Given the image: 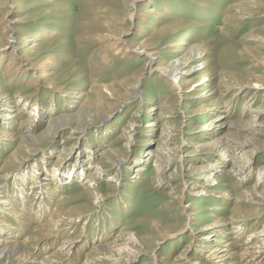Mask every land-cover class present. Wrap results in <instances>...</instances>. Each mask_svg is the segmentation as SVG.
I'll use <instances>...</instances> for the list:
<instances>
[{
    "label": "rangeland",
    "instance_id": "374dc122",
    "mask_svg": "<svg viewBox=\"0 0 264 264\" xmlns=\"http://www.w3.org/2000/svg\"><path fill=\"white\" fill-rule=\"evenodd\" d=\"M1 1L0 95L7 92L15 97L22 92L26 94V97H21L19 100L23 99V102L28 101L26 109H33L34 107L30 104L31 98H33L34 94L39 93L35 98L40 97L44 100V115L40 118V123L34 133H39L46 127V122L52 115H55V106L58 107L59 111L66 109L67 102L63 99L67 98L65 97L66 92L75 91V94L86 92L89 97L93 98L101 97V93H114L113 96H115L112 99L105 98V100H102V107L106 110L105 115H109L110 117L104 121L101 120V117L96 116L92 118L90 120L92 122L91 127L84 132L79 145H77L78 147H74L71 151L69 150L70 153L66 161L67 163L70 161V164L71 162L73 163L79 151L84 150L88 144L94 143L95 145L91 147L92 150L94 149L92 155L94 159H92V167L90 168H94L93 171H96L101 169L100 164L105 159V154H102L104 149L118 150L121 154L127 155V160L124 161L122 167L117 171L123 182L122 185L114 188L113 184L115 182L111 180L103 181V178L114 171L106 173L98 171L97 176L99 179L95 181V185L98 187L99 194L95 196L94 194H87L82 189L80 181L89 175V169H87L85 173L81 174L82 176L77 175L74 179L71 177L68 179L67 175L60 178V183L66 180L67 184L58 185L60 187H58L56 192L52 193V196H58L63 193V196L73 197L74 200L70 203H65L64 208H71L83 213L78 228L72 233L75 237L86 234V236L88 235L87 237H90V240H93L85 247L86 250H82L83 253L88 251L98 241L97 237L103 236L105 238L107 229L111 230L110 236H107V240L109 241L120 233L126 225L137 232L139 236L147 238L146 241L150 245L156 241V245L159 247L158 256L153 258V256L147 254L140 255L128 264H145L147 262H150L149 264H167L166 261H161L162 255L165 256L171 252L170 259L174 261L175 259L173 260V258H175L176 254H180L187 244L191 245L196 252H200L204 248V243L199 244L195 241V237L190 234L193 232V228L198 229L203 223L212 222L210 214L217 205L223 208L219 210L222 216H230L233 207L237 208L238 214L252 216L253 212H257L260 214L258 216L260 217L259 223L256 225L252 222L249 223L250 226L247 230L261 228L264 224V201L262 199L264 195H260L259 193L249 194L244 189L250 188V186L256 183L257 176L260 173L259 168L264 164V149L262 150L263 153L260 152L254 155V159L251 161L252 174L248 181L238 183L237 178L219 179V181L224 180L223 182L229 184L230 182L234 183L235 187L232 186L231 188L232 194L229 196V200L224 201V198L219 197L217 199L204 197L192 201L194 205L189 207L190 211L188 213H192V216L196 218L193 225L186 224L184 211L187 208H184L183 205H187L191 198L195 197L191 194L194 190L186 191L184 193L186 198L182 201L183 205L179 204L177 201L174 202V199H171L173 195L172 188L176 181H172L167 185H147V181L157 175L154 158H151L153 156L146 163L142 161L134 162L132 169H129V166L132 165L134 157L140 153H147L156 144L155 139L161 136L163 121L158 122L154 132L151 134V139L154 140V143L149 144L148 141L146 142L147 138L142 133L143 127L149 122L155 121V118L159 116V112L153 115L154 112L149 111L150 106L153 104L165 101L168 104L179 107L182 114L180 115L181 117L177 118V124L184 130L182 142H184V138L189 139L187 143L188 150L195 149L198 142L203 140V137L199 138L197 136L202 135V127L208 125L212 117L218 113V111H215L211 116L208 115L206 117H202L199 114L192 116V110L198 108L199 103L195 102V99H182L185 96L184 94L178 100L177 94L173 93V89L169 87L167 81L155 72H148L149 66L155 67L160 61L165 62L172 56L174 58L179 57L180 55L177 56L170 51L173 48L169 45L170 43H180L182 41L184 42L183 47H187L189 43H200L203 48L208 50L206 54L201 55L200 58L191 63L190 66H201V63H205V67L200 72L193 74L192 77L194 78L198 79L202 76L210 77L211 75L217 76L220 74H236L245 80L248 76L263 74L264 70L259 60L264 59V46L260 48V43L251 38L257 36L264 37V0H136L137 5L135 8L130 6L132 0H5V3ZM153 7L162 12L164 17L158 18L157 14L151 13ZM132 13L135 15L133 18H129V15L126 16V14ZM141 14L145 15L144 18ZM168 16L172 17L169 19ZM6 19L16 20V24L18 25L17 34L20 35L19 41L21 43L22 41H26V44H29L34 40L32 38L35 35H40L41 32L47 29V34L38 39V43L41 44L40 51L33 54V56L35 57V61L37 59L40 60L42 57H46L48 61H51V71L54 72V76L51 79H45V82L46 84H51L53 81L52 85L57 87V89L59 87L58 91L47 87L41 91H37L38 85L35 86L30 82V76L32 75L30 71L25 76L19 75L12 78L13 81L7 78V73L5 72L6 65L12 56L10 52L15 47H3L4 45L1 43V38L4 37L3 26ZM164 24L165 26L168 25L176 28L177 31L175 35L158 43V54L156 55V60L154 59L155 61L151 64H147L150 59L145 53H133L129 56H124L122 52L114 53V51L109 49L106 40H104V38H109L107 37L108 33L116 36L119 30H123L128 32L122 35L127 44L134 46L144 40L155 42V29L160 28L162 25L164 26ZM12 45L18 46L20 44L14 42ZM140 74L142 76L139 79V95L133 97L132 100L124 105L109 108V103L113 104V106L117 103V100H115L117 94L122 95L127 92V85L135 82ZM218 79V77H214V80L218 81ZM252 80L255 82V79L252 78ZM92 86L95 88L93 89ZM99 92L101 93L98 94ZM198 92L196 91L195 94ZM188 93V95L194 94L193 91ZM51 94L57 97V101L51 102ZM142 97L147 99L148 103L142 107L140 113L133 117L132 113H134L136 107H139ZM249 98L243 96L236 102L233 101L230 108L233 109L234 114L230 116H237L236 114L243 108L245 99ZM69 99L71 100V98ZM84 100L85 98L80 99L78 102L81 103L72 105L70 113H76ZM261 100L258 99L256 102ZM256 102H252L251 105H256ZM129 118L141 123V126L135 133L133 142L126 145L120 139L115 143L118 133L122 132L121 128L129 123ZM19 121L20 118L16 120L14 127L17 126ZM1 129L0 125V131ZM67 132L64 131L58 135L56 134L53 140L49 138L42 139V149L38 153L30 155L23 168L25 170L28 169L30 173L35 160L40 159L43 152L51 149L53 150L49 160L51 162L58 159L61 161L66 152L60 150L64 145L66 149H70L71 147L65 141ZM101 134L104 135L102 136V143H99V139L97 138ZM212 136L214 135H209L210 138ZM257 139L264 142L263 136H258ZM15 145L14 143L4 148L0 147V171L3 164L2 159L5 158L4 156L7 157L11 154ZM182 150V155H185V149ZM56 154H63V156L57 157ZM241 155L242 152L237 154L241 159H244ZM226 157H228L226 162L216 168V173H211L209 180L206 181L207 183H215L217 174L221 176L223 169H228L227 167L232 165L233 161L229 158L231 154H227ZM184 158L186 161L183 166H180V163H175L169 172H176V169L180 167L187 168L191 166L193 163L191 159H188L186 155ZM50 164L49 166H54L53 163ZM140 164L148 165L149 170L143 172L140 178H133L131 175L134 172V168ZM13 165L7 167L5 172L1 171L0 175H5L8 170H10L11 174ZM40 171L42 172V170ZM169 172L164 175L167 176ZM208 174L209 172L203 173L198 180L205 181L208 178ZM44 175L41 174L40 177L43 178ZM30 184L28 182L26 187L31 186ZM14 185L12 177H9V188ZM194 189L197 188L194 187ZM259 191L258 189L257 192ZM238 196L243 198H237ZM29 198L25 202L28 211L26 212L28 218L33 217L34 219L31 218V225L27 227L28 231L40 223L35 220V217L39 214L40 206L31 191ZM249 198L251 202L258 201L263 203L258 204V206L257 203H251ZM237 199L240 200L237 201ZM31 200L34 201L32 202ZM57 200L56 202L59 203ZM51 201L52 207L55 205V202ZM51 211L49 209V214ZM246 219L251 218L247 217ZM112 223L114 224L112 225ZM158 223L165 224L173 233L178 232V234L158 239V230L155 229ZM27 230L25 234L28 232ZM243 235L245 236L246 234L244 233ZM61 237H64L63 234ZM228 238H231V235ZM80 256V263H82L85 260V254ZM6 264L17 263L11 261L6 262ZM71 264H76V261L74 260V263L72 261Z\"/></svg>",
    "mask_w": 264,
    "mask_h": 264
},
{
    "label": "bare ground",
    "instance_id": "6f19581e",
    "mask_svg": "<svg viewBox=\"0 0 264 264\" xmlns=\"http://www.w3.org/2000/svg\"><path fill=\"white\" fill-rule=\"evenodd\" d=\"M1 2L5 3V0ZM136 5V0H132L130 6L135 8ZM151 13L157 14L158 18L164 17L162 12L158 11L156 7L152 8ZM127 15H129V18L135 16L133 13ZM141 16L144 18L145 15L141 14ZM168 17L170 19L172 16ZM16 23V20L6 19L3 26L4 37L1 38L3 47H15L10 52L12 56L6 65L7 78L12 80V78L19 75L25 76L30 71L32 72L30 82L35 86L38 85L37 91H41L46 87L58 91L59 87L57 89V87L53 86V81L51 84H46L45 82V79H51L54 76V72L51 71V61H48L46 57L35 61L33 56V54L40 51L41 44L38 43V39L47 34V29L41 32L40 35H35L32 38L34 40L26 44V41H22V43L19 41L20 35L17 34L18 25ZM155 30V42L144 40L134 46L127 44L122 35L128 32L123 30H119L116 36L108 33L107 37L109 38H104V40H106L109 49L114 51V53L122 52L124 56H129L133 53H145L150 59L147 64H151L156 60L158 43L175 35L177 31L176 28L165 26V24ZM251 39L260 43V48L264 46V37L257 36ZM14 42L20 45H12ZM183 44L184 42L182 41L180 43H170L169 46L173 48L170 51L180 56L177 58L172 56L165 62L160 61L155 67L151 65L148 72H155L167 81L169 87L173 89V93L177 94L178 100L183 97V94L185 96L182 99H195V102L199 103V107L192 110V116L199 114L202 117H206L208 115L211 116L215 111H218V113L212 117L208 125L202 127V135L197 137H203V140L198 142L195 149L188 150L187 143L189 139L184 138L185 140L182 142L184 130L177 124V118L181 117L180 115L182 114L179 107L168 104L165 101L153 104L150 106L149 111H153V115L159 112V116L155 118V121L146 124L142 133L147 138L146 142L148 141L149 144L154 143V140L151 139V134L154 132L158 122L163 121L161 136L155 139L156 144L147 153H140L134 157L129 169L133 168L134 162L142 161L146 163L153 156L151 158H154L157 175L147 181V185H167L172 181H176L172 188L174 196L172 195L171 199H174V202L177 201L179 204H182V201L186 198L184 194L186 191L194 190L191 194L195 197L191 198L187 205L182 204L184 208H187L184 211L186 224L193 225L196 218L192 216V213H188L190 211L189 207L194 205L193 200L204 197L215 199L219 197L224 198V201L229 200V196L232 194L231 188L232 186L235 187L234 183L230 182L229 184L223 182L224 180L219 181V179L237 178L238 183H244L250 179L252 174L251 161H253L254 155L264 149V142L257 139L258 136L264 137V73L248 76L245 78V80L247 79L246 81L236 74L194 78L192 77L193 74L200 72L205 67V63H201V66L190 65L193 61L200 58L201 55L206 54L208 50L203 48L200 43H189L187 47H183ZM259 61L264 70V59ZM141 76L142 74L136 78L135 82L130 81L131 83L127 85V92L122 95L117 94V98H115L117 103L114 104L115 106L109 103V108L124 105L132 100L133 97L139 95V79ZM214 77H218V81L214 80ZM252 78L255 79V82H253ZM92 87L93 89L95 88L94 86ZM202 87L204 88L201 89ZM190 91H193L194 94L188 95ZM196 91L199 92L195 94ZM6 93L0 95V125L2 128L0 131V147L4 148L14 143L16 145L13 147L11 154L7 157L4 156L5 158L2 159L1 171L5 172L7 167L14 164L11 174H15L11 175L10 170H8L5 175H0V264H6V262L11 261H15L17 264H71L72 261L74 263V260L76 264H128L140 255L147 254L153 256V258L158 256L159 247L156 245V241L150 245L146 241L147 238L139 236L137 232L126 225L120 233L109 241L107 236H110L111 230L107 229L105 238L102 235V237H95L98 241L88 251L83 253L82 250H86L85 247L93 240H90V237H87L88 235L86 236V234L76 237L72 234L78 228L83 213L71 208H64L65 203H70L74 200L73 197L63 196V193L58 196H52V193L56 192L58 187H60L58 185L67 184L66 180L60 183V178L67 175L68 179L69 177L74 179L75 176L85 173L87 169H89V175L80 180L82 183L81 187L87 194H94V196L99 194L98 187L95 185V181L99 179L97 176L98 171L104 173L114 171L103 178V181L111 180L115 182V184L109 183L113 184L114 188L122 185L123 182L117 171L122 167L124 161L127 160V155L121 154L118 150L104 149L102 152V154H105V159L102 162L104 164L101 163V169L96 171H93L94 168H90L92 167V159H94V156H92L94 149L92 150L91 148L95 145L94 143L88 144L84 150L80 149L81 151L78 152L73 163L71 162L70 164V161L68 163L66 161L70 151L74 147H78L77 145H79L84 132L91 127L92 122L90 120L96 116L101 117L103 121L110 117L105 115L106 110L102 107V100L114 98V93L105 94L99 92L98 94H102L101 97L93 98L89 97L86 92L79 94H75V91L66 92L65 97L67 98H63L67 102L66 109L59 111L58 107L55 106V110L53 109L55 115L50 117L46 122V127L39 133H34L40 123V118L44 115V100L40 97L35 98L39 93L34 94L33 98L29 97L32 100L30 104L34 107L33 109H26L28 101L19 100L21 97H26V94L21 92V94H17L14 97ZM53 94H51V102L57 101V97ZM243 96L250 98L245 99L243 108L236 114L237 116H230L234 114L230 105L233 101L236 102ZM83 98L85 100L81 104L80 109L76 113H70L71 106L75 103H81L78 101ZM258 99L262 100L256 102ZM252 102H256V105H251ZM147 103V99L142 97L139 107L135 108L132 116L134 117L140 113L142 107L146 106ZM18 118H20V121L14 127V123L16 124ZM140 126L141 123L129 118V123L121 128L122 132L118 133L115 143L122 139L126 145L131 144ZM64 131H68L65 141L71 147L66 149L64 145L60 150L66 152L61 161L59 159L52 162L49 160L53 150L51 149L43 152L40 159L35 160L30 173L28 169L25 170L23 168L29 156L38 153L42 149V139L49 138L53 140L56 134L58 135ZM212 134L214 136L210 138L209 135ZM103 135L98 136L99 143H102ZM182 149H185L186 157L191 159L193 163L187 168L180 167L176 169V172H169L175 163H180V166L184 165L186 159L184 158L185 155H182ZM241 152V156L244 159L237 156ZM227 154H231L229 158L233 161L232 165L227 167L228 169H223L221 176L217 174L215 183H207L206 181L209 180L211 173H216V168L226 162V159H228L226 157ZM56 155L57 157L63 156V154ZM50 163H53L54 166H49L51 165ZM259 169L260 173L257 176L256 183L250 188L244 189L249 194L259 193L264 195V164ZM148 170V165H137L131 176L140 178L141 174L143 175V172ZM168 172L167 176L164 175ZM207 172H209L208 178L205 181H199L198 179H200L201 175ZM9 174V177H12L15 183L11 188L8 186ZM41 174H45L43 178L40 177ZM212 179L214 178L212 177ZM28 182L31 183V186L26 187ZM194 187L197 189H194ZM258 189L260 190L259 192H257ZM30 191L40 206L38 216L34 215L36 216L35 220L40 223L36 226L34 224L32 230L29 229L30 231H28L27 227L31 225V218L33 217L28 218L25 202L30 199ZM241 196L237 198H243ZM262 199L264 201V198ZM51 200L55 202L52 207ZM251 203H257L258 205L263 202ZM49 209L52 210L50 214ZM222 209L220 205H217L210 214L212 222L203 223L200 228L192 229L193 232L190 235L195 237V241L199 244L204 243V248L200 252H196L191 245L187 244L180 254H176L175 258H173V260L175 259L174 261L170 259L171 252L165 256L162 255L161 261H166L167 264H224L226 261V264H262L264 262V224H261V228L247 230L250 226L249 223L252 222L254 225L259 223L260 217L258 216L260 214L257 212H253L252 216L238 214L237 208L233 207L230 216H222L219 212ZM247 217L251 219H246ZM160 228L162 229L159 230ZM155 229L158 230V239L178 234V232H174V234L163 223H158ZM26 230L28 232L25 234ZM244 233L246 234L245 236L243 235ZM62 234L63 238L61 237ZM230 235L231 238H228ZM214 242L215 244H213ZM82 254H85V260L80 263V255Z\"/></svg>",
    "mask_w": 264,
    "mask_h": 264
}]
</instances>
